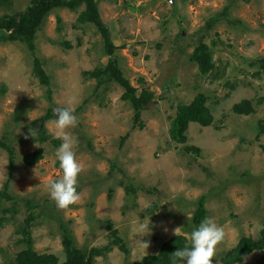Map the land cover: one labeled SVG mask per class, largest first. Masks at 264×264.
<instances>
[{"label": "rangeland", "instance_id": "374dc122", "mask_svg": "<svg viewBox=\"0 0 264 264\" xmlns=\"http://www.w3.org/2000/svg\"><path fill=\"white\" fill-rule=\"evenodd\" d=\"M32 1L0 2V14L24 10ZM83 8L55 9L37 31L34 51L21 41L0 42V140L15 154L10 173L9 153L0 146V192L7 194L0 196V264H9L22 248L18 239L31 212L34 249L56 254L59 264L66 259L64 230L84 251L111 245L96 264H132L157 253L178 227L188 237L198 227L193 218L201 198L206 217L224 228L213 261L224 264L241 237L259 238L263 228L256 225H264V70L257 63L264 57V0L99 2L120 69L139 93L154 94L142 110V125L118 83L85 74L106 66L112 55L97 28L79 21ZM201 40L216 65L208 75L191 58ZM35 57L50 75L51 101L34 75ZM198 93L207 96L215 121L191 123L187 142H176L170 128L177 107ZM243 99L252 101L250 114L232 110ZM69 104L79 119L69 131L84 170L80 201L61 210L47 187L62 177L55 116L46 120L45 142L29 129L51 107ZM38 147L44 157L26 164L24 157ZM108 221L128 253L113 242ZM144 224L151 231L141 235ZM239 264H264V249Z\"/></svg>", "mask_w": 264, "mask_h": 264}, {"label": "trees", "instance_id": "16d2710c", "mask_svg": "<svg viewBox=\"0 0 264 264\" xmlns=\"http://www.w3.org/2000/svg\"><path fill=\"white\" fill-rule=\"evenodd\" d=\"M101 0H33L30 4L21 11L11 14H0V42H24L27 47L35 50V37L37 31L42 27L48 16L59 8H68L77 10L79 7L84 6L79 14V21L83 23H91L94 25L104 40L105 53L112 55L108 63L104 67H99L93 71L85 72L92 77L103 78L102 80H110L118 83L124 90L122 99L129 102L135 112V121L143 124L141 120L142 110L153 101L154 94L148 89H142L139 93L138 88L133 86L129 79L123 74L119 67L116 58L114 45L109 28L102 20L99 2ZM1 3H9L10 0H0ZM65 47H72L70 42L63 43ZM191 58L197 63L199 71L202 75H208L216 68L213 52L210 46L203 40L195 47ZM257 63L264 70V57L257 60ZM34 75L38 78L39 82L47 87V98L52 100L51 79L50 75L46 72L43 62L40 58L35 57L33 65ZM51 107L44 117H40L33 121L34 130H36L37 140L45 142L49 140V136L45 133L46 120L54 117L53 109ZM232 110L236 114H250L254 111L252 101L250 99H243L235 103ZM215 118L213 112L208 104L207 96L203 93H198L194 99L186 104H180L177 107V112L172 120L170 135L171 138L179 143H186L188 140V129L191 123H198L202 126H210L214 123ZM261 132H264L262 128ZM0 146L6 149L9 153L10 165L9 171L13 172L15 166V154L12 147H10L3 140H0ZM187 149L200 151V148L195 146H188ZM44 148L38 147L33 152L24 157L26 164L33 165L39 162L44 157ZM7 195L6 191L0 192V196ZM1 206V200H0ZM33 214L29 213L21 229L22 238L18 239L22 248L16 253L15 257L9 264H59V258L54 253H39L33 247V239L30 231V221L33 220ZM207 210L204 204V198L198 202V209L195 212L193 222L199 226L201 221L206 218ZM108 227L113 235V242L120 246V248L128 253V249L118 237V231L112 229V223L108 221ZM187 236L180 234L173 236L164 241L159 251L155 254H148L143 256L140 260L132 264H171V254L177 248H182L186 243ZM66 250V259L63 264H96V257L104 254L105 251L111 250V245L105 249L92 248L84 251L78 248L72 235L64 230L63 241ZM264 249V228L261 231L259 238L255 239L252 236H243L238 243L230 250H228L222 261L224 264H239L244 261L255 250ZM183 262H178V264Z\"/></svg>", "mask_w": 264, "mask_h": 264}, {"label": "clouds", "instance_id": "9594fccd", "mask_svg": "<svg viewBox=\"0 0 264 264\" xmlns=\"http://www.w3.org/2000/svg\"><path fill=\"white\" fill-rule=\"evenodd\" d=\"M75 108L70 104L67 107H56L53 109L55 120L54 139L61 141L56 150L55 156L59 161V167L62 170V177L58 180L49 181L47 187L50 198L56 206L61 209H67L71 205L77 204L81 196L77 191L78 178L84 170L83 164L77 159L74 151L78 140L70 133V129L78 126L79 119L74 114ZM36 130L29 129V134L34 137ZM29 136L26 135L25 139ZM257 230L264 228V225L257 224ZM141 235L150 233L148 225H141ZM181 227L173 230V234L178 236ZM225 239L223 226L211 218H204L199 226L195 228L186 238V243L182 248H177L171 254V264H213L216 255V249ZM145 248L149 247L147 241L141 243ZM63 264V261H61Z\"/></svg>", "mask_w": 264, "mask_h": 264}]
</instances>
